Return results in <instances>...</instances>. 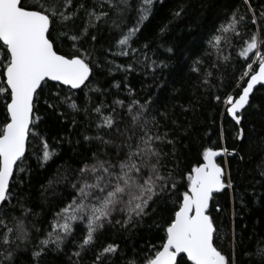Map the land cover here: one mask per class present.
Masks as SVG:
<instances>
[{"label":"snow or ice","instance_id":"6c2138e0","mask_svg":"<svg viewBox=\"0 0 264 264\" xmlns=\"http://www.w3.org/2000/svg\"><path fill=\"white\" fill-rule=\"evenodd\" d=\"M164 2L0 0V104L4 109L0 121V264H21L20 254L29 250L31 264H56L46 257L66 254L69 245L74 249L68 257L70 264H85L89 258L91 264H237L236 247L244 238L238 237L234 227L222 233L212 215L213 209L217 214L223 211L215 194L235 191L230 174L216 162L228 150L214 147L215 142L203 146L201 160L187 173L181 193L178 184L184 177L178 174V133L186 136L190 126L180 125L167 106L159 103L158 95L138 96L127 82L139 67L150 72L158 91L167 88L165 70L176 55V46L164 37L174 21L188 14V6L177 5L155 38L145 37L135 46L155 6ZM244 4L246 11H233L207 41L204 55L214 50L217 59L204 67V55H198L189 66L199 78L194 88L202 89L209 100L222 106L221 115L231 118L233 139L239 142L231 155L241 161L245 145L264 153V130L250 132L245 127L250 110L264 115V10L257 13L250 0ZM249 21L256 26L254 32L248 28ZM229 33L247 36L238 52L244 62L239 68L231 56L223 55L222 43L232 44ZM159 49L171 55L161 58ZM117 57L130 59L117 64ZM229 64L240 72L238 78L233 73V83L227 82L229 77L222 70ZM114 71L125 73L122 80L102 86ZM112 88L117 95L109 100ZM77 91L84 97L80 103ZM120 91L126 92L123 99ZM180 107L183 112L195 110L191 101L188 107ZM81 114L83 121L76 118ZM45 116L70 123V130L79 126L78 138L58 135L49 143L41 127ZM30 137L40 142L35 167L30 163ZM65 143L73 156L57 164L40 186V207L47 204L53 217L41 239L36 222L40 213L33 207V177L36 169L46 170L60 157ZM261 160V179L256 183L264 186V156ZM253 196L264 203V193L257 195L254 190ZM237 199L244 203L242 197ZM156 214L160 219L148 228L164 233L161 242L145 241L142 246L137 240L140 229ZM77 230L83 233L79 239ZM105 234L119 240L97 248ZM218 241L231 245L230 254ZM244 254L250 264H264V239Z\"/></svg>","mask_w":264,"mask_h":264},{"label":"trees","instance_id":"16d2710c","mask_svg":"<svg viewBox=\"0 0 264 264\" xmlns=\"http://www.w3.org/2000/svg\"><path fill=\"white\" fill-rule=\"evenodd\" d=\"M250 2L257 13L264 10V0H250ZM179 4L188 6V14L174 21L170 25V31L164 37V41L176 46V55L170 60L169 69L165 70L164 78L169 81L167 88L162 92L158 91L153 86L154 80L150 72L141 70L139 67H137L135 72L129 74L127 82L136 90L138 96L143 97L148 94L158 95L159 103L167 106L170 114L180 125L183 127L190 126L186 136L183 135L182 131L178 133L181 137L178 145L180 149L178 174L184 177L178 184V187L182 193L185 190L187 173L201 160L200 153L203 146H208L215 142L214 147L218 149L226 148L228 151H232L233 148L239 146V142L233 139L235 133L232 131L231 125L233 122L231 118L221 115L223 112L222 106H217L214 101L209 100L202 89L194 88V84L199 78L190 71L189 66L192 63V59L196 56L204 55L205 49L208 47L207 41L211 35L216 33V29L236 9H239L241 14H243L246 11V5L244 4V0H165L163 5L157 3L155 6L154 14L150 21L147 22L146 27L143 29V34L139 38V43L135 46L139 47L144 42L145 37L155 38L159 28L170 20L171 11ZM248 15L250 16L251 13ZM248 28L253 32L256 30V26L251 25L250 21ZM241 31L242 33H247L248 29H242ZM246 38V35L238 38L229 33L228 39L232 41L231 46L226 43H222L221 45L224 50L223 55L231 56L237 68L244 63L242 58L238 56V52L243 45V40ZM159 43L160 41L156 40V44ZM210 51L211 55H204V67H209L217 59L216 52L214 50ZM189 54H191L192 58H188ZM157 55L164 58L171 54L164 52L163 49H159ZM129 59L117 57L116 63L123 64L129 62ZM221 64L223 65L222 61ZM222 70L229 77L228 83H233V73L235 78H238L240 75V72L235 71L231 64L227 67H222ZM201 71H203V68ZM124 75L125 73L123 72L114 71L111 76L107 77V82H104L102 86L109 87V82L121 81ZM194 91L195 95H193ZM261 91L264 92V89H261ZM76 95L80 97L78 103L82 102L84 99L83 94L77 91ZM115 95H117V90L112 88L108 99L111 100ZM125 95V91L119 92L121 99ZM189 101L195 105V110L183 112L180 106L184 105L188 107ZM3 111V105L0 104V121L3 120ZM43 111L44 108L41 107V113ZM76 118L81 121L84 120L83 114ZM70 120L71 117H69ZM262 126H264V115L250 110L249 118L245 121V127L250 132L252 129L260 132L264 130ZM41 127L45 129V135L49 138V143L53 142V137L64 134H71L75 140L78 138L76 134L81 130L79 126L75 130H70V123L61 124L51 116H45ZM167 127L171 128L173 125L168 124ZM222 129L223 138L221 139ZM85 147L87 146H81L80 151H84ZM39 150L40 142L30 137L28 151L30 163L33 167L36 165V154L39 153ZM242 155L245 157L244 161L234 156L224 157L219 161L224 167L226 174H230L235 191L229 189L215 194V200L219 202V206L223 211L217 214L213 209L212 215L215 217V222L220 227L222 233L234 227L238 237L242 236L244 238L243 244L236 247L237 264H245L246 261L250 264L249 257L244 254V250L249 248L254 249L256 244L261 239H264V203L255 200L253 196L254 190L257 195L264 193V186L261 183H256V181H260L261 179L259 176V165L262 163L261 157L264 156V153L258 152L254 146L245 145ZM70 156H73L72 150L65 143L61 148L60 157L55 158L54 162H51L46 170L36 169L35 171L32 187V195L35 201L33 207L40 213L36 218V222L37 227L41 230L38 234L41 239L44 233L49 230V223L53 217L52 210L49 209L47 204L44 205L43 209L40 207L42 204L40 186L46 183L47 177L54 172L57 164L67 160ZM237 197H242L244 203L241 204ZM159 219L160 215L156 214L145 220V227L140 229V235L137 238L142 246L145 241L150 244H160L164 233L156 228H148V225L153 220ZM82 234L81 230H77L76 238L79 239ZM112 240L118 241L119 238L114 235L105 234L100 238L97 248ZM217 243L226 254H230L231 245L227 241L223 243L218 241ZM73 250V246L69 245L65 250L66 254H61L57 257L55 254L50 253L46 259L49 261L55 259L56 264H70L68 257ZM20 261L21 264H31V251L22 252L20 254ZM85 264H91V259L89 258Z\"/></svg>","mask_w":264,"mask_h":264},{"label":"water","instance_id":"95a60500","mask_svg":"<svg viewBox=\"0 0 264 264\" xmlns=\"http://www.w3.org/2000/svg\"><path fill=\"white\" fill-rule=\"evenodd\" d=\"M258 87H259V86H258ZM231 156H233V155H231V151H228L227 153L222 152L221 156H219V157L216 158V162H217L222 168H224V167L220 164L219 161H220L222 158H224V157H231Z\"/></svg>","mask_w":264,"mask_h":264}]
</instances>
